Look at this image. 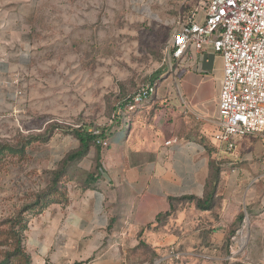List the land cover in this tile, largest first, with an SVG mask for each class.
I'll list each match as a JSON object with an SVG mask.
<instances>
[{
	"label": "rangeland",
	"instance_id": "rangeland-1",
	"mask_svg": "<svg viewBox=\"0 0 264 264\" xmlns=\"http://www.w3.org/2000/svg\"><path fill=\"white\" fill-rule=\"evenodd\" d=\"M17 2L23 30L8 49L10 66L1 76L0 145H18L28 136H46L52 125L60 127L46 142L32 144L26 159L0 166V224L22 212L29 227L38 215L36 208L25 209L78 147L69 127L87 124L96 133L110 132L123 114L122 101L144 91L150 78L157 85L178 79L180 73L169 71L164 51L190 8L180 7L177 0ZM218 64L216 56L211 71L215 83ZM97 153L92 148L70 164L67 195L69 189L82 190L87 176L95 173ZM231 159L233 165L220 170L234 177L231 169L236 168L240 180L247 162ZM225 163L229 160L217 164ZM258 176L257 182L252 175L249 185L229 191L239 201L245 199L240 211L174 213L163 226L138 234L137 243L125 248L123 264H264V170ZM7 249L0 246V251Z\"/></svg>",
	"mask_w": 264,
	"mask_h": 264
},
{
	"label": "crops",
	"instance_id": "crops-1",
	"mask_svg": "<svg viewBox=\"0 0 264 264\" xmlns=\"http://www.w3.org/2000/svg\"><path fill=\"white\" fill-rule=\"evenodd\" d=\"M201 2L177 0L188 12ZM18 4L0 0V84L10 66L8 49L23 30ZM201 60L178 79L158 84L155 95L135 111L121 115L97 153L99 175L91 188L69 189L67 205H52L30 222L24 247L32 264H123L127 245L136 244L138 234L156 227V217L170 211L169 198L203 199L210 164L229 168L231 156L247 162L240 169L242 178L237 179L236 168L231 169L234 177L221 171L219 191L207 211H240L245 199L239 201L229 191L249 185L252 175L253 183L258 181L264 150L252 137L240 138L232 153L212 142L222 72L219 60L215 83L212 70L202 71ZM174 209L199 211L187 201L174 203Z\"/></svg>",
	"mask_w": 264,
	"mask_h": 264
},
{
	"label": "built area",
	"instance_id": "built-area-1",
	"mask_svg": "<svg viewBox=\"0 0 264 264\" xmlns=\"http://www.w3.org/2000/svg\"><path fill=\"white\" fill-rule=\"evenodd\" d=\"M207 52L218 56L222 72L212 142L232 153L240 138L252 137L264 148V0H203L178 20L164 61L181 73ZM155 92L146 87L126 112Z\"/></svg>",
	"mask_w": 264,
	"mask_h": 264
},
{
	"label": "trees",
	"instance_id": "trees-1",
	"mask_svg": "<svg viewBox=\"0 0 264 264\" xmlns=\"http://www.w3.org/2000/svg\"><path fill=\"white\" fill-rule=\"evenodd\" d=\"M155 77L150 78L149 86L157 88V83L154 81ZM133 96L127 97L122 101L123 114L126 112V105L132 100ZM120 109V110H121ZM60 128L58 125L49 127L46 136H28L22 140L18 145L2 144L0 145V166L7 160H24L28 156L27 149L34 143L46 142L53 131ZM90 125L82 124L76 128L69 127L68 132L78 142V147L70 152L65 159L61 162L59 167L52 171L49 187L41 192L36 198L35 202L27 207L25 210L36 208L35 215H39L43 210L52 204L67 205L69 197L66 194L65 185L68 181L67 169L70 164L84 159L92 148H96L99 153L103 142L107 144V138L110 132L91 131ZM211 173L209 178V185L203 199H196L195 197H183L180 199L169 198L170 211L156 217L157 226H163L167 220L174 215L177 211L174 209V203L180 201L194 202L195 207L199 211L211 210L213 204V195L216 191L217 183L219 182V174L221 172L217 165L210 164ZM98 172L91 173L87 176L83 183L82 190L91 188V185L98 178ZM23 211V209L21 210ZM20 212L13 220L0 224V246H7V250L0 251V264H32L30 255L26 252L24 247L25 232L28 230L27 223ZM85 264V263H74Z\"/></svg>",
	"mask_w": 264,
	"mask_h": 264
},
{
	"label": "water",
	"instance_id": "water-1",
	"mask_svg": "<svg viewBox=\"0 0 264 264\" xmlns=\"http://www.w3.org/2000/svg\"><path fill=\"white\" fill-rule=\"evenodd\" d=\"M215 60V55L212 53H204L202 56L201 69L203 72H209L213 69V64Z\"/></svg>",
	"mask_w": 264,
	"mask_h": 264
}]
</instances>
